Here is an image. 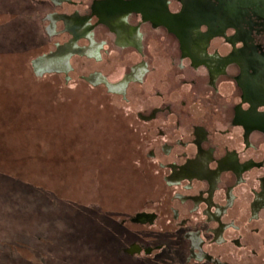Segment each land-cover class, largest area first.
I'll list each match as a JSON object with an SVG mask.
<instances>
[{
	"label": "flooded vegetation",
	"instance_id": "1",
	"mask_svg": "<svg viewBox=\"0 0 264 264\" xmlns=\"http://www.w3.org/2000/svg\"><path fill=\"white\" fill-rule=\"evenodd\" d=\"M25 2L45 36L34 58L70 48L51 75L123 105L130 165L148 186L138 207L108 211L124 254L264 264V1Z\"/></svg>",
	"mask_w": 264,
	"mask_h": 264
},
{
	"label": "rangeland",
	"instance_id": "2",
	"mask_svg": "<svg viewBox=\"0 0 264 264\" xmlns=\"http://www.w3.org/2000/svg\"><path fill=\"white\" fill-rule=\"evenodd\" d=\"M38 17L0 0V264H132L107 216L148 188L130 165L123 105L76 75H34Z\"/></svg>",
	"mask_w": 264,
	"mask_h": 264
},
{
	"label": "water",
	"instance_id": "3",
	"mask_svg": "<svg viewBox=\"0 0 264 264\" xmlns=\"http://www.w3.org/2000/svg\"><path fill=\"white\" fill-rule=\"evenodd\" d=\"M264 1V0H261ZM70 48H63L58 47L57 50L54 53H51L49 55H44L39 58H36L32 62V69L34 72V75L37 77L46 75V74H53V73H62L66 72L68 69V54ZM86 81L90 84L94 82L93 77L86 78ZM138 221L140 220V217H138Z\"/></svg>",
	"mask_w": 264,
	"mask_h": 264
},
{
	"label": "trees",
	"instance_id": "4",
	"mask_svg": "<svg viewBox=\"0 0 264 264\" xmlns=\"http://www.w3.org/2000/svg\"><path fill=\"white\" fill-rule=\"evenodd\" d=\"M41 30V29H40ZM29 50L30 49H26L25 51H28L29 52ZM22 52H24V51H20V52H16V54H26V53H22ZM107 214H108V211H107ZM108 216V215H107ZM108 218L109 219H111V217L110 216H108ZM112 220V219H111ZM109 227L111 228V230L114 232L115 230L116 231H118L119 232V230H121V231H123V232H125L126 233V231H125V229H123V228H121L116 222H115V220L113 221H110V225H109ZM126 235H127V233H126ZM127 238V237H126ZM127 242H128V240H126L125 239V241H121V242H118V244L116 245V251H115V253H116V255L118 256V257H127L125 254H124V248L126 247V245H127ZM122 243V244H121ZM120 244V245H119ZM128 258V257H127ZM129 259V261H130V263H132V264H139L138 262H135L134 260H132V259H130V258H128Z\"/></svg>",
	"mask_w": 264,
	"mask_h": 264
}]
</instances>
